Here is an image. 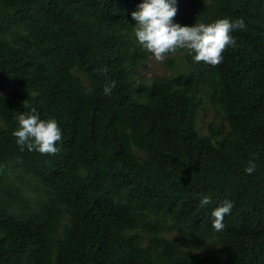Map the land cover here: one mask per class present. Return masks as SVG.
Masks as SVG:
<instances>
[{"label":"trees","instance_id":"1","mask_svg":"<svg viewBox=\"0 0 264 264\" xmlns=\"http://www.w3.org/2000/svg\"><path fill=\"white\" fill-rule=\"evenodd\" d=\"M141 3L0 0V264H264V0H176L173 23L245 28L218 66L178 49L161 73ZM33 109L54 156L16 144Z\"/></svg>","mask_w":264,"mask_h":264},{"label":"clouds","instance_id":"2","mask_svg":"<svg viewBox=\"0 0 264 264\" xmlns=\"http://www.w3.org/2000/svg\"><path fill=\"white\" fill-rule=\"evenodd\" d=\"M176 14V0H143L139 10L131 14L136 21L134 35L137 42L152 53L157 61H163L165 55L175 53L178 49H187L195 53V62L218 66L223 62L224 52L236 44L231 35L233 30L245 28L243 20L230 21L227 18L210 24L181 26L173 23ZM115 86V81L106 84L104 94L111 95ZM17 121L18 127L13 135L21 151L27 149L53 156L60 151L57 144L61 142L62 136L56 119H41L39 113L33 109L29 113H20ZM255 171L256 164L254 160H250L245 172L251 175ZM211 203L208 196L200 200L202 207ZM232 208V202L225 200L222 206L212 212L213 228L217 232L224 230V218Z\"/></svg>","mask_w":264,"mask_h":264},{"label":"rangeland","instance_id":"3","mask_svg":"<svg viewBox=\"0 0 264 264\" xmlns=\"http://www.w3.org/2000/svg\"><path fill=\"white\" fill-rule=\"evenodd\" d=\"M149 56V68H151V71L161 73L163 70L161 61H157L152 53H150ZM204 117H210V111L208 109L205 110L203 115L199 114L198 119H203Z\"/></svg>","mask_w":264,"mask_h":264}]
</instances>
